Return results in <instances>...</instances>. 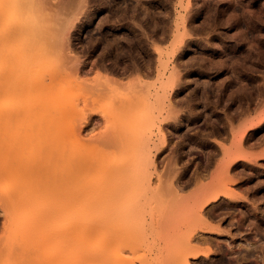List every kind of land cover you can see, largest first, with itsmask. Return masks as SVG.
<instances>
[{"label":"rangeland","instance_id":"374dc122","mask_svg":"<svg viewBox=\"0 0 264 264\" xmlns=\"http://www.w3.org/2000/svg\"><path fill=\"white\" fill-rule=\"evenodd\" d=\"M102 76L140 90L92 101ZM187 238L264 264V0H0V264H182Z\"/></svg>","mask_w":264,"mask_h":264},{"label":"bare ground","instance_id":"6f19581e","mask_svg":"<svg viewBox=\"0 0 264 264\" xmlns=\"http://www.w3.org/2000/svg\"><path fill=\"white\" fill-rule=\"evenodd\" d=\"M106 1H109V0H103V2H106ZM120 1L122 2V0H113V2H115V3H117V4H119L120 3ZM106 4V3H105ZM109 4V3H108ZM110 4H112V3H110ZM107 5V4H106ZM108 7H109V5H108ZM108 10V12H110L112 15L113 14H115L114 16L116 17L115 19L116 20H118V18H120V15L122 14L123 15V13L124 12H122V9H121V6H118V9L117 10H115V9H113L112 10V8L111 9H107ZM109 13V14H110ZM125 13H127L126 11H125ZM111 15V16H112ZM116 29V28H115ZM120 30V29H119ZM117 31V30H116ZM10 34V33H9ZM8 33L6 34V35H4V38H3V40H5V41H7V40H9L11 37H10V35H9ZM115 35V34H114ZM116 35H117V33H116ZM113 36V35H112ZM112 38H114L113 39V41H109V40H107V44L105 45L106 46V48H105V53L104 54H106V57L107 56H110V59H112L113 61H114V64H117L118 65V62H117V55L119 54V53H116V52H118V51H116V46H118V44H117V40H118V38H117V36L115 37V36H113ZM108 39V38H107ZM117 44V45H116ZM118 49V48H117ZM119 52H120V49H119ZM119 55H121V54H119ZM61 56H62V58H61ZM59 60H61L60 62H59V64H58V66L56 67V74L58 75V76H62V77H73L74 75H73V73H77L76 72V70H74L73 68H70V66L68 65V63H67V59H66V57H64V55H60L59 57ZM58 60V59H57ZM57 63V62H56ZM56 65V64H55ZM119 66V65H118ZM117 67V66H116ZM76 77V81H77V83H81V81L82 80H80V78H79V76L77 77V76H75ZM100 77V76H99ZM115 77V76H114ZM114 77H112V76H102L101 78H104L105 80L103 81L102 79H100V78H98V80L100 79V83L99 82H97V85L99 84V87H97V88H95L93 91L90 89L88 92H89V97H91L92 98V101H95V100H97V99H99V98H101V97H104V96H108V98H109V96H111V95H114L113 93H117V92H119V91H121L123 88L125 89V90H127L128 92H127V95H129L131 98H135L136 96L135 95H137V94H135V95H133L134 94V91L136 90V92H139V90H140V88L138 89V88H135L134 89V87H135V85L134 84H136V82L133 84L132 83V85L131 86H128V85H130V83L129 84H127L126 85V82H121V80L119 79V78H114ZM140 77V76H139ZM122 79V78H121ZM96 80V79H95ZM102 80V81H101ZM140 82H141V78H140ZM137 84H139L138 83V80H137ZM137 84H136V87H138L137 86ZM140 85V84H139ZM128 86V87H127ZM132 86H134V87H132ZM88 89H89V87H88ZM123 89V90H124ZM132 89L134 90V91H132ZM90 91H92V92H90ZM83 95V94H82ZM82 95H80L81 97H82ZM84 96H85V94H84ZM83 96V97H84ZM196 94L194 95V97H195V100L197 99L196 98ZM87 97V96H86ZM114 97V96H113ZM119 97V96H118ZM117 97V98H118ZM121 97H123V96H121ZM80 98V97H79ZM88 98V97H87ZM87 99H85V101H86ZM89 99L86 101V105L88 106V104H89ZM88 103V104H87ZM174 108V107H173ZM170 109H172V107L170 108ZM177 108H175V109H172L171 111V113H173L174 115L176 114V115H178L179 113H178V111H181V109H179L178 111H174V110H176ZM80 112H81V110H80ZM82 112H83V109H82ZM199 111H198V108H197V105L196 106H194V107H190L189 108V111H188V118L187 119H191L192 121L193 120H195L196 118H198L201 114L200 113H198ZM82 114H84V112L82 113ZM101 115V114H100ZM114 116V114H112V113H109L108 115L107 114H104V118H107L108 120H111V118ZM180 117H181V115H179ZM100 117V116H99ZM98 117V119H100ZM180 117H178V116H176V117H174V118H177L175 121V125L176 126H180L183 122V120L184 119H186V117H183V118H180ZM95 118H97V117H95ZM180 118V119H179ZM129 120H131V117H128V118H126V123L129 121ZM98 122V121H97ZM101 122V121H100ZM104 122V121H103ZM102 122V123H103ZM106 122V121H105ZM194 122V121H193ZM196 122V121H195ZM97 124H99V122L97 123ZM184 124V123H183ZM109 135V134H108ZM111 135V134H110ZM103 137V136H102ZM77 138L78 139H80L78 136H77ZM117 138H119L118 137V135H115L114 137H111V138H109V139H101L100 138V142H99V144L98 145H96V146H98L99 148H102V149H104V147L106 148V150L107 151H110V149H114V148H116L117 147V143H118V139ZM163 138V137H162ZM165 140V139H164ZM163 140V142L165 143V141ZM162 142V141H161ZM163 142H162V144H163ZM184 145H185V143H184ZM183 146V145H182ZM181 146V147H182ZM180 147V148H181ZM106 151V154H108V152ZM181 152V151H180ZM178 155V154H177ZM179 156V155H178ZM176 159V158H175ZM178 159H179V157L177 158V161H178ZM77 160L79 161V167H81L82 166V164H81V162H82V160H83V158H82V155L81 154H78L77 155ZM87 161V160H86ZM173 162V164L171 163L170 165H171V169H169V171L172 173V168L173 167H175V166H172V165H174V164H176L177 165V163H176V161L175 160H172ZM153 162V161H152ZM153 164V163H152ZM89 165V163L88 164H86L85 165V161H84V169H85V166H88ZM169 165V166H170ZM99 166L101 167V164H99ZM113 167H114V170H115V172H121V171H123L124 170V167L123 166H118V165H112ZM169 172V173H170ZM174 172V171H173ZM116 173V174H117ZM115 174V175H116ZM108 175H110V174H108ZM226 175H227V173H226ZM161 176H163V175H161ZM161 176H160V178H161ZM167 176H171V175H167ZM229 176V175H228ZM111 177H113L112 175H111ZM110 177V178H111ZM172 177V176H171ZM171 177H170V179H169V181L171 180L172 181V179H171ZM226 176H224L223 178H221L222 180L225 178ZM167 178V177H166ZM167 179V180H168ZM107 180H109L108 178H107ZM107 180H101V181H99V183L98 184H93L95 181H93L92 183L91 182H87V180L85 181L86 182V184H82V183H78L77 185H76V187H75V200H76V202L77 203H81V199H82V197L85 195V192H89V191H87V190H89V188L90 189H92V187H93V189L95 188V187H98V186H101V187H107L108 186V184L110 185V183L107 181ZM163 181V179H161V182ZM168 181V182H169ZM164 182H167L166 181V179L164 178V181L162 182V184L164 183ZM173 183H174V181H173ZM174 184H172L171 186H173ZM95 186V187H94ZM176 185H174V187H175ZM229 193V192H228ZM216 194V196L218 195V192H216L215 193ZM87 195V194H86ZM244 216H247V214L246 215H244ZM256 216V215H255ZM254 216V217H255ZM261 216V215H260ZM249 217V216H248ZM254 217L253 216H251V218L254 220ZM250 218V217H249ZM249 218H247V219H249ZM250 218V219H251ZM255 218H257V217H255ZM243 219H244V217H243ZM246 219V218H245ZM251 219V220H252ZM258 219V218H257ZM252 220V221H253ZM200 222L202 223V225H205V224H207L208 222L206 221V219L205 220H200ZM256 228H258V227H256ZM255 231V230H254ZM256 232V231H255ZM259 232V231H258ZM257 233V232H256ZM253 235H254V233H253ZM205 236V235H204ZM208 236V235H207ZM198 237V236H197ZM199 238V237H198ZM202 238V237H201ZM208 238V237H207ZM207 238H203L204 239V242H208V243H210L211 242V240L213 239H211L210 241H207V240H209V239H207ZM218 239V238H217ZM196 240V239H195ZM200 240V239H199ZM185 241V240H184ZM198 241V240H197ZM196 241V242H197ZM201 242H202V240H200ZM199 241V242H200ZM213 243H214V246H215V249H216V252H217V258L215 259V261H214V264H241V260L242 261H245L246 262V264H260L261 262V259H260V257H259V255L257 256V254H256V258L255 257H253V252L252 251H249L248 253H239V254H235V251H233V246L232 245H230V244H228V246H227V248L226 247H223L222 245H220L219 243H217L216 241L214 242V239H213V241H212ZM83 243L85 244V237H84V240H83ZM212 244V243H211ZM183 247V251H182V253H180V255H182V264H190L189 263V256L190 255H193V256H196L202 249H200L199 247L200 246H197V245H195L193 242H192V238H187L186 239V241L184 242V245L182 246ZM114 256V257H113ZM113 256H111V254H110V247L109 248H107V250H105L104 252H102V253H100L99 255H98V257L99 258H102V259H106V260H108V262H110L111 261V263L112 262H115V261H122L124 258L119 254V253H115ZM255 256V255H254ZM83 258H85V255H84V257ZM85 260V259H84ZM243 263V262H242ZM83 264H85V263H83Z\"/></svg>","mask_w":264,"mask_h":264},{"label":"flooded vegetation","instance_id":"af4514ba","mask_svg":"<svg viewBox=\"0 0 264 264\" xmlns=\"http://www.w3.org/2000/svg\"><path fill=\"white\" fill-rule=\"evenodd\" d=\"M235 227V226H234Z\"/></svg>","mask_w":264,"mask_h":264}]
</instances>
